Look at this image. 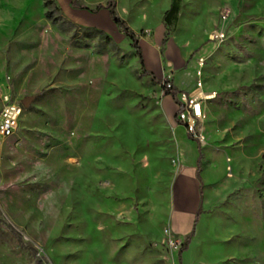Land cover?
Instances as JSON below:
<instances>
[{"label":"rangeland","instance_id":"obj_1","mask_svg":"<svg viewBox=\"0 0 264 264\" xmlns=\"http://www.w3.org/2000/svg\"><path fill=\"white\" fill-rule=\"evenodd\" d=\"M52 1L54 23L44 0H0V94L35 98L0 140V264H177V147L185 163L195 147L106 0ZM111 1L154 80L190 92L201 59L215 94L202 104L201 211L181 263L264 264V0H178L166 28L171 0ZM224 5L225 39L211 43Z\"/></svg>","mask_w":264,"mask_h":264},{"label":"built area","instance_id":"obj_2","mask_svg":"<svg viewBox=\"0 0 264 264\" xmlns=\"http://www.w3.org/2000/svg\"><path fill=\"white\" fill-rule=\"evenodd\" d=\"M231 10L228 6H222L218 11L217 24L209 35V42L221 43L225 39L224 24L230 17ZM198 70L195 71L196 79L193 89L190 92L179 91L175 95L176 100V120L180 123L185 133L197 143L204 141L202 130L200 129V121L202 120V104L214 98L215 94L203 92L201 77V67L203 61H197ZM170 80H162L165 89L171 88ZM6 86L8 83L6 82ZM163 95V90H161ZM23 114V107L16 102L11 93L5 90L0 94V140L11 138L18 130L20 119Z\"/></svg>","mask_w":264,"mask_h":264},{"label":"crops","instance_id":"obj_3","mask_svg":"<svg viewBox=\"0 0 264 264\" xmlns=\"http://www.w3.org/2000/svg\"><path fill=\"white\" fill-rule=\"evenodd\" d=\"M162 27H164L163 21H162ZM163 33H162V38H163ZM161 41H162V39H161ZM160 44H161V42H160ZM140 55H141V52H140ZM146 58L148 59L147 55H146ZM141 60H142V57H141ZM142 64H143V62H142ZM145 71H147V70H145ZM147 72H149L153 76L151 71H147ZM153 78H154V76H153ZM170 82H171L172 86L177 90V92L184 91V89L188 88V86H189V85L182 83L181 79L177 80L176 82L175 81L172 82V80H170ZM192 89H193V86H192ZM185 92H187V91H185ZM203 92L207 93V91H205V90H203ZM165 98L170 99L174 103L175 113H176L177 112L176 100H173L169 96H166ZM175 113H174V116H175ZM174 122H175V120H174ZM175 125H176V123H175ZM178 131L182 132L185 141H187L193 148L195 147V150H196L195 143L187 139L183 126L176 125V133L177 134H178ZM177 151H178L177 153H178L179 162L182 165V171L180 173V176L176 180L175 189L177 190V193L172 194V196H171V206L174 207V202H175V204H177L178 208H177V210H175L176 216H174L170 219V224L174 229H177V231L181 233L180 238H183V237L185 238L189 234V232L191 231L194 215H195L198 207L201 206V197H202L201 187H202V185H201V180H200V182H198V180L196 179V175H195V172H196L195 161L197 158V150L193 154L192 160L188 163L184 162L183 156L179 152L178 147H177ZM200 153H201V149H200ZM201 160H202V155H201ZM200 166H201V162H200ZM199 177H200V169H199ZM199 187H200V190H199ZM179 188L181 189V192L178 191ZM191 193H193L192 197L193 196H197V197L195 199L194 205H192L191 207L190 206L188 207V203H189L188 197H189V194H191ZM200 210H201V208H200Z\"/></svg>","mask_w":264,"mask_h":264},{"label":"trees","instance_id":"obj_4","mask_svg":"<svg viewBox=\"0 0 264 264\" xmlns=\"http://www.w3.org/2000/svg\"><path fill=\"white\" fill-rule=\"evenodd\" d=\"M70 5H71L72 8H75V9H84V8H82L80 6H77L76 0H71ZM44 8L46 9V14H45L46 19L52 20L53 23L57 22L58 20H57V18H55L54 15H58L60 12H59L58 8L55 6L54 2L52 0H44ZM100 8H102L101 5H97V6H95L94 10H98ZM105 9H107L108 17L112 21V23L115 26L119 27L121 32L123 33V35L130 41V46L134 50L135 56L137 57V59L139 61V64H140V67H141V70H142L141 71V76L142 77L143 76H149L151 81H153L154 83L158 84L160 86V90H163V96L164 97L169 96L173 100H175V95L177 93V90L173 86H171V88L168 89V90L165 89V87L163 85H161L162 81L161 82L160 81H155L153 76L149 72L144 70L143 64H142V60H141V55H140V49L138 47L137 37H136V35L133 32H131L126 27V24L123 21L117 19L116 15H115V12H114V3L111 0H106ZM177 12H178V0H171V4L169 6V9L167 10V12L164 14V17H163V23H164V27L165 28L168 26V23L171 21V19L176 16ZM167 36H168L167 31H165L163 33V38H162V41H161V45H164V43L167 40ZM176 113H175V116H174L175 123H176V125L182 126L176 120ZM186 137H187L188 140L194 142L195 145H196L197 158H196V161H195V168H196L195 175H196V179L198 180V182H200V177H199V169H200V162H201L200 145L196 141L192 140L187 134H186ZM199 190H200V187H199ZM200 211L201 210H200V206H199L197 211H196V213H195V215H194L191 231L183 239V241L181 242L180 246L178 247V249L176 251L177 264H182L181 263V254L186 249V246H187V244L189 242V239L194 234V228H195V225L197 223L198 217L200 215Z\"/></svg>","mask_w":264,"mask_h":264},{"label":"water","instance_id":"obj_5","mask_svg":"<svg viewBox=\"0 0 264 264\" xmlns=\"http://www.w3.org/2000/svg\"><path fill=\"white\" fill-rule=\"evenodd\" d=\"M35 98L34 97H28L26 99L22 100V106L24 109H28V107L34 102Z\"/></svg>","mask_w":264,"mask_h":264}]
</instances>
